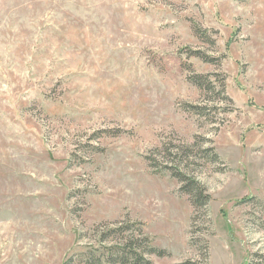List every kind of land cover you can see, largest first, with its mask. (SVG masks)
Masks as SVG:
<instances>
[{"label": "rangeland", "instance_id": "374dc122", "mask_svg": "<svg viewBox=\"0 0 264 264\" xmlns=\"http://www.w3.org/2000/svg\"><path fill=\"white\" fill-rule=\"evenodd\" d=\"M124 219L153 264H264V0H0V264Z\"/></svg>", "mask_w": 264, "mask_h": 264}, {"label": "trees", "instance_id": "16d2710c", "mask_svg": "<svg viewBox=\"0 0 264 264\" xmlns=\"http://www.w3.org/2000/svg\"><path fill=\"white\" fill-rule=\"evenodd\" d=\"M193 56H196L200 60H211L207 59L204 55L196 54ZM189 81L203 92L214 89L207 77L191 76ZM187 108L194 110L197 114L201 110L195 106ZM103 133L118 134L119 131L109 130L103 131ZM206 152L213 153L212 160H218L212 148L206 149L205 154ZM165 170L169 169L165 168ZM171 177L180 184L179 192L188 197L195 212L208 205L210 197L196 179L182 173L178 168H173ZM97 233L99 237L97 242L98 248L96 250H92L91 248L89 251L76 256L75 262L77 264H153L150 259L151 256L155 255L158 258H162L166 254L165 251L152 246L149 238L145 236L141 227H139V223L132 222L129 219L103 224V226L97 229Z\"/></svg>", "mask_w": 264, "mask_h": 264}]
</instances>
